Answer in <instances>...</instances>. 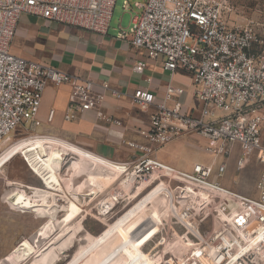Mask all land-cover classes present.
<instances>
[{"label":"built area","instance_id":"built-area-1","mask_svg":"<svg viewBox=\"0 0 264 264\" xmlns=\"http://www.w3.org/2000/svg\"><path fill=\"white\" fill-rule=\"evenodd\" d=\"M115 2L0 0V142L18 125L36 121L49 82L68 83L72 88L66 119L73 117L74 111L93 109L99 119L120 124L100 109L103 93L93 81L10 50L22 13L105 33ZM121 6L130 20L128 27L119 29L117 37L144 49L149 58H161L170 72L189 73L201 105L199 115L187 114L181 110V102H175L172 108L166 103L171 92L181 93V88L170 87L165 100L158 103L146 88L135 89L132 100L136 105H155L156 109L150 117L149 143L128 142L140 153L131 173L137 180L157 170L164 174L175 171V178L186 184L194 181L200 188L214 189L232 200V208H220L234 243H218L212 235L206 237V253L197 264H264V35L229 24L219 0H122ZM144 67L141 60L133 65L136 72ZM52 114L50 111L49 118ZM188 132L207 138V151L225 157L231 152V144L237 143L236 169L243 168L255 152L262 165L257 194L244 195L211 181L207 167L187 172L154 156L162 146ZM225 170L223 162L216 175H223Z\"/></svg>","mask_w":264,"mask_h":264},{"label":"crops","instance_id":"crops-1","mask_svg":"<svg viewBox=\"0 0 264 264\" xmlns=\"http://www.w3.org/2000/svg\"><path fill=\"white\" fill-rule=\"evenodd\" d=\"M129 20V14L123 11L122 6L116 10L115 5L105 33H95L67 26L26 13L19 16L16 33L10 45L11 52L29 60L47 63L81 79L93 81L96 89L103 93L100 109L106 117L117 120L120 124L99 119L93 109L74 111L73 117L66 119L65 115L70 113L69 102L72 88L68 83L57 85L49 82L44 90L36 117L37 125L49 135L28 136L13 142L0 152V167L16 152L32 150L37 159L36 163L43 166L46 173H49L48 179L52 181V184L61 189L57 160L49 150L51 145H55L63 153L73 154L79 158V163L73 162L71 165L75 181L79 186L86 183L97 188L92 191L97 195L98 192L106 189L119 174L127 171L124 167L126 164L136 161L140 153L130 148L128 142L149 143L147 132L150 117L156 106L136 105L132 100L135 89L146 88L153 93L155 103H158L165 100V94L170 87L181 88L183 90L181 93L174 90L171 92L170 98L166 101L167 106L172 108L175 102L179 101L184 113L200 114L201 105L194 94L189 73L181 70L172 73L164 68L161 58H149L144 49L135 48L127 40L117 37L120 28L128 27ZM139 60L145 62L142 72H136L133 69V65ZM102 85H107V88H102ZM50 111H53L51 118H49ZM220 113V111H216V114ZM194 133L188 132L174 138L158 149L154 156L167 165L187 172L207 165L206 160L194 161L187 168L178 165L177 152L200 140ZM234 151L235 155L231 157L230 155H233ZM231 153L233 154L223 157V161L225 160V172L232 171L233 173L239 154L237 143L231 144ZM220 159L222 160V157ZM175 173V171H165V175L174 178L176 177ZM225 174L216 176L212 173L210 178L228 188L231 186V181L221 178L226 176ZM34 188L37 192L33 191L32 200L37 204L42 200L43 203V207L39 210V216L53 217L58 211L65 210L67 213L61 222L63 224L80 210V205L69 194L65 198L66 205L63 204V207L58 208L59 206L57 207L53 199H47V190ZM141 192L142 190L135 191L133 197H138ZM149 192L140 197L96 236L88 239L81 249L84 250L97 237L103 235L105 231L129 214ZM163 192L137 209L133 216L127 218L90 253L104 254L98 264H115L117 255L126 251V249L121 250L126 244L119 242L117 236L131 223L140 220L143 216H146L145 221L161 220L162 216L167 213V209L162 211L160 209L162 206L160 200L165 195ZM114 199L112 196L102 199L99 204L100 212H106L113 204ZM47 232L46 228L42 238ZM79 251L76 255L81 252ZM90 254L77 264H88L86 262H88L87 258ZM115 254L117 255L113 257ZM129 262L132 264L131 260Z\"/></svg>","mask_w":264,"mask_h":264},{"label":"rangeland","instance_id":"rangeland-1","mask_svg":"<svg viewBox=\"0 0 264 264\" xmlns=\"http://www.w3.org/2000/svg\"><path fill=\"white\" fill-rule=\"evenodd\" d=\"M219 1L229 24L249 27L264 35V0ZM121 4L122 0H116L115 9L119 10ZM194 134L200 140L177 152L178 165L187 168L194 161L206 160L208 164L202 166L211 171L210 175H216L217 167L225 161V156L207 151L208 139L196 132ZM40 135L49 134L36 121L22 123L0 142V152L18 139ZM49 150L57 160L61 189L52 184L48 179L49 173L36 163L32 150L16 152L0 167V264H65L82 250L88 239L96 236L160 183L166 187L160 209H167V213L159 221H145L146 216H143L122 231L117 240L126 244L121 249L126 251L113 255H117L115 264H131L129 260L132 264H197L206 253V237L212 235L218 243H234L220 208L223 205L232 208V200L224 198L216 190L200 188L194 181L186 184L159 170L136 180L131 173L134 162L126 164L127 171L119 174L96 195L92 191L97 188L86 183L79 186L75 181L71 165L80 162L78 157L63 153L55 145H51ZM234 155L235 151L230 156ZM234 169L233 173L227 171L223 173L226 176L221 177L231 181L228 189L244 195H256L262 169L257 154H251L243 168L234 166ZM34 187L47 190V199H53L58 208L66 205L65 198L69 194L80 205V210L63 224L65 210L58 211L53 217L39 216L43 203L42 200L38 204L32 200L33 191L37 192ZM137 190L142 192L135 198L133 193ZM108 196L115 198L113 204L101 213L100 201ZM46 228L48 232L42 238ZM103 255L94 252L86 263L98 264Z\"/></svg>","mask_w":264,"mask_h":264},{"label":"bare ground","instance_id":"bare-ground-1","mask_svg":"<svg viewBox=\"0 0 264 264\" xmlns=\"http://www.w3.org/2000/svg\"><path fill=\"white\" fill-rule=\"evenodd\" d=\"M130 175V174H129ZM132 176V175H131ZM166 189L165 185L160 183L158 184L151 192H149L138 204L133 208L129 214L119 220L116 224L110 227L107 231L103 233L100 237H97L91 244H89L84 250H82L78 255L73 257L67 264H77L87 255H89L98 245H100L107 237H109L119 225L123 224V222L133 216L137 209L142 207L143 205L149 203L151 199H153L156 195L163 192ZM107 208V206H105Z\"/></svg>","mask_w":264,"mask_h":264}]
</instances>
